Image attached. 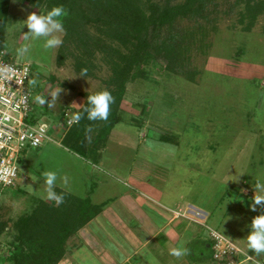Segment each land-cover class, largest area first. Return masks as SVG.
Returning <instances> with one entry per match:
<instances>
[{
  "label": "rangeland",
  "instance_id": "obj_1",
  "mask_svg": "<svg viewBox=\"0 0 264 264\" xmlns=\"http://www.w3.org/2000/svg\"><path fill=\"white\" fill-rule=\"evenodd\" d=\"M29 1L7 3L4 51L15 62L32 66L29 88L34 97L51 99L52 93H58L52 107L33 102L35 118L53 127L66 110H82L87 96L110 92L113 102L108 118L120 120L116 130L135 143V151L140 146V158L152 161L154 166L149 168L155 182L169 176L167 189L181 194L183 203L205 209L212 215L213 229L241 249L247 248L248 226L264 213L261 206L255 213L249 207L255 187L264 185V0H140L139 8L148 20L184 9L191 2L193 6L162 29L160 42L170 46L164 49L167 59H151L133 69L124 88L119 81L124 79L121 72L126 63L121 58L128 55L126 45L134 48L132 40L100 22L98 0L58 1L56 7L64 9L59 19L67 27L65 17L72 15L73 8L80 19L82 14L86 19L69 35L65 31L63 45L55 50H45L43 41L23 39L27 16L49 11L46 0ZM28 43L30 51L20 55L18 49ZM85 69L87 75L81 76ZM107 121H93L91 141L105 130ZM50 135L54 137L52 131ZM110 136L101 147L117 148L110 144ZM162 137L169 141H161ZM55 138L62 142L59 134ZM58 142L22 152L17 185L8 189L0 185V220L15 222L34 210L38 201L50 203L45 172L57 174L55 191L79 192L78 196L92 191L83 177L91 166ZM123 150L126 163L118 165L122 173L136 153ZM111 154L108 149L103 162L104 171L113 174ZM108 192L103 201L117 191L112 187ZM240 208L253 214L245 217ZM217 218L225 220L224 226ZM9 231L13 233L12 228ZM10 234L0 240V264H10L14 249ZM204 253L206 262L212 263L211 250Z\"/></svg>",
  "mask_w": 264,
  "mask_h": 264
},
{
  "label": "crops",
  "instance_id": "obj_2",
  "mask_svg": "<svg viewBox=\"0 0 264 264\" xmlns=\"http://www.w3.org/2000/svg\"><path fill=\"white\" fill-rule=\"evenodd\" d=\"M116 127L110 133L109 142L117 144V148L92 145L86 158L73 155L91 166L83 177L86 184L90 183L92 191L78 196L79 192L56 189L101 208V212L68 241L66 256L59 264H208L204 249L211 250V231L218 232L211 226L212 215L203 208L183 203L181 194L173 192L170 187L167 189L169 176L165 179L159 177V183H156L155 174L149 168V165L154 166L152 161L140 158V146L135 151V143ZM108 149L113 155L109 161L113 174L104 171L106 161L103 162V156ZM123 149L136 152L127 162L124 173L118 166L126 163L122 157L125 156ZM112 187L117 192L111 199L103 201ZM105 190L107 193L103 195L96 194ZM236 209L230 208L229 211ZM247 210H240L245 217L256 212L248 213L250 210ZM248 218L252 219V215ZM217 220L224 226L225 220ZM237 247L243 253L242 262L250 258L243 264L264 262V254L258 255L248 246ZM174 249L186 250V254L177 257L172 254Z\"/></svg>",
  "mask_w": 264,
  "mask_h": 264
},
{
  "label": "trees",
  "instance_id": "obj_3",
  "mask_svg": "<svg viewBox=\"0 0 264 264\" xmlns=\"http://www.w3.org/2000/svg\"><path fill=\"white\" fill-rule=\"evenodd\" d=\"M9 1H0V53L5 50V31L8 22L7 3ZM58 1L46 0L45 3L49 11L56 7ZM60 1L65 2V0ZM139 2L140 0H98L96 5L99 20L105 27L115 30L117 34L123 35L128 41L132 40L131 44L134 48L130 49L126 45L128 55L121 58V61L126 63V67L121 72L124 79L119 81L121 88H124L127 83V75L133 69L141 67L151 59L158 61L167 59V50L164 52V49L166 47L169 49L170 46L167 45V42L163 41V44L160 42L159 36L162 29L167 24L176 21L184 11L189 13L191 9L186 11L187 7L193 6V2H191L184 9L175 8L167 11L159 19L153 16L148 20L140 10ZM72 11V15L65 17L69 24L68 27L64 25L68 35L75 31L76 24L82 19H86L83 14L81 19L79 18L76 8H73ZM83 109L72 110L76 113L82 112ZM107 120L105 130L96 137L94 142L91 141L90 135L93 121L89 122L85 116L61 139L62 142L58 143L65 145L74 154L86 158L89 144L93 142L94 147H101L112 130L120 124L118 119L111 121L109 117ZM59 122H62V118L59 119ZM76 130L84 134H75ZM161 141L168 142L169 140L162 137ZM55 192L63 196L62 203H48L40 200L34 210L25 213L17 221L0 220V240L10 234V228L13 231L10 234L13 238L10 245L14 248L8 258L10 264H59L66 256L68 241L101 212L100 207L90 205L89 201L84 202L61 190Z\"/></svg>",
  "mask_w": 264,
  "mask_h": 264
},
{
  "label": "built area",
  "instance_id": "obj_4",
  "mask_svg": "<svg viewBox=\"0 0 264 264\" xmlns=\"http://www.w3.org/2000/svg\"><path fill=\"white\" fill-rule=\"evenodd\" d=\"M11 68L12 79L0 80V185L15 187L19 178L20 156L27 148L39 149L48 142L57 143L78 123H69L72 109L66 110L62 122L50 127L33 115L34 94L29 88L32 66L19 64L5 51L0 53V68ZM28 69L27 77L24 69ZM53 132L54 137L50 135ZM10 181V182H9ZM212 264H243L242 251L218 232L211 231Z\"/></svg>",
  "mask_w": 264,
  "mask_h": 264
},
{
  "label": "clouds",
  "instance_id": "obj_5",
  "mask_svg": "<svg viewBox=\"0 0 264 264\" xmlns=\"http://www.w3.org/2000/svg\"><path fill=\"white\" fill-rule=\"evenodd\" d=\"M64 15L63 7L57 6L46 12V14L31 13L24 21L23 27L26 25L28 31L23 33L25 41H43L45 50H55L63 45L62 35L65 34V26L60 17ZM31 44H25L18 49L20 55H24L30 51ZM14 70L8 67L0 68V80L12 79L11 73ZM28 69H24V75L27 77ZM87 75L85 69L81 76ZM35 84V81H32ZM58 98V93H52L51 99H46L42 96H36L34 103L40 106L47 104L52 107ZM113 102V97L110 92L102 91L96 94L87 96V105L82 112H76L72 115L69 123H78L86 116L89 121H106L109 116L110 105ZM45 183L47 185V198L56 201L58 204L63 202V196L55 192L57 183V174L55 172L44 173ZM10 182V181H9ZM256 195L253 197V202L249 205L252 211H256L257 206L264 209V185L255 187ZM250 231L245 237L249 250L256 254H264V213L254 217L251 224L248 226ZM172 254L179 257L186 254V250L174 249Z\"/></svg>",
  "mask_w": 264,
  "mask_h": 264
}]
</instances>
